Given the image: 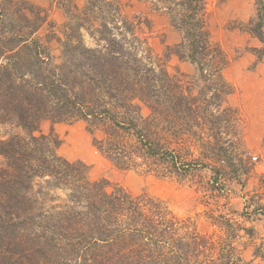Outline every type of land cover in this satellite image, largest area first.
Here are the masks:
<instances>
[{
	"label": "trees",
	"instance_id": "1",
	"mask_svg": "<svg viewBox=\"0 0 264 264\" xmlns=\"http://www.w3.org/2000/svg\"><path fill=\"white\" fill-rule=\"evenodd\" d=\"M164 1L182 38L162 57H151V46L114 0H85L82 13L72 0H59L72 23L60 45L63 61L54 66L37 36L44 10L0 0V128L17 131L0 137V264H148L134 250H159L154 240L172 230L168 213L154 211L152 199L93 182L86 165L59 156L61 141L39 132L42 121L82 120L90 134L101 131L93 146L122 170L150 162L166 171L163 177L178 179L207 170L209 190L219 196L225 181L250 172L240 147L242 119L227 104L234 92L223 74L229 59L212 41L206 0ZM243 28L264 44V0ZM82 30L94 46L84 43ZM172 55L194 66V75L181 74L188 82L167 73ZM140 100L147 117L140 116ZM52 189L64 190L66 200L44 211L37 196ZM206 239L203 247L193 245L195 264H246L231 245L217 257L216 242ZM172 247L176 264L190 259L189 246Z\"/></svg>",
	"mask_w": 264,
	"mask_h": 264
},
{
	"label": "rangeland",
	"instance_id": "2",
	"mask_svg": "<svg viewBox=\"0 0 264 264\" xmlns=\"http://www.w3.org/2000/svg\"><path fill=\"white\" fill-rule=\"evenodd\" d=\"M22 1L44 10L47 20L37 32V36L48 44L52 65L60 64L63 61L60 45L65 40L64 34H67L72 19L64 13L59 0ZM114 1L119 7L120 15L136 27L135 35L141 41L146 39L151 46L154 54L151 57L156 55L162 57L167 46L173 47L181 41V33L173 27L168 14L167 8L170 5L164 0ZM71 3L75 4L81 13L86 7L85 0H72ZM256 4L257 0H206V13L212 41L222 47L230 60L224 75L235 89L229 102L239 109L243 117L246 154L257 158V161L253 162L246 156V167L262 171L264 155L261 156L259 150L264 151V44L244 32L243 28V25L254 17ZM81 33L84 43L89 47L94 46L92 38L84 30ZM140 55H144L143 52ZM162 59L156 58L155 61H159L161 65ZM164 64L167 73L178 83L188 82L181 74L192 76L195 73L193 65L182 62L173 55ZM137 105L140 116L147 117L150 110L146 104L140 100ZM12 132L17 131L2 127L0 137ZM39 132L44 135L55 134L61 141L57 154L68 161H80L86 165L91 181L103 180L109 187L119 186L133 197L144 195L158 205L154 211L168 213L167 222H171L173 226L167 236L154 240L157 241L159 250H154L155 246L149 250H144L147 247L139 246L134 250L136 253L140 251L144 257H149L146 263L176 264L172 245L179 243L183 249L189 246L191 255L189 260L184 256L181 264H195L194 243L203 247L206 243H203L202 237L208 240L206 238L210 236L212 241L216 242L214 252L217 257L219 252L225 253L229 250V245L231 247L237 245L238 248L243 245L249 246L247 252L242 248L240 254L246 261L251 260L256 254L263 253L264 179L255 176L225 181L226 190L220 192L219 196L209 190L211 173L207 170L193 171L186 177L178 179L173 175L163 177L166 171L150 162V166L138 164V167L127 170L115 167L93 146V140L99 141L103 133L95 131L90 134L88 124L82 120L61 123L45 120L39 124ZM226 171L230 172L227 169ZM228 177L230 178L229 173ZM241 194L246 195L247 210L233 213L230 210L232 200L235 195ZM37 197L39 206L44 211H53L64 205L66 192L62 189H52L44 191L43 196ZM213 221L216 226L212 224ZM243 229H246V232L252 229L256 233L248 237L244 235ZM230 236L233 240L229 239ZM235 237L239 238L236 243ZM200 247L198 249L200 253L207 251ZM262 256L264 257V253ZM200 261L201 255L197 262ZM258 262L264 264V259Z\"/></svg>",
	"mask_w": 264,
	"mask_h": 264
},
{
	"label": "crops",
	"instance_id": "3",
	"mask_svg": "<svg viewBox=\"0 0 264 264\" xmlns=\"http://www.w3.org/2000/svg\"><path fill=\"white\" fill-rule=\"evenodd\" d=\"M229 64H230V60H229ZM229 64H228V66H227V68L229 67ZM226 68V69H227ZM224 74V73H223ZM224 78H225V75H224ZM226 79V78H225ZM227 81V80H226ZM227 82H229V81H227ZM230 83V82H229ZM231 84V83H230ZM232 85V84H231ZM232 87H233V85H232ZM234 88V87H233ZM234 92H235V89H234ZM234 92L227 98V104H228V106H230V107H232V108H234V109H236L237 111H238V114L240 115V117H241V119H242V123H241V126H240V128H239V140H240V147H241V149L242 150H244V151H246V141H245V138H244V136H243V125H244V121H243V117H242V114L240 113V111H239V109L237 108V107H235V106H232L231 105V103L229 102V99H230V97L234 94ZM259 154L261 155V156H263L264 155V151L263 150H259ZM260 177V178H262V179H264V169L262 170V171H259V170H257L256 168H254V169H252L251 168V170H250V172L246 175V176H242V177H244V178H246V177H248V179L250 178V177ZM230 180H236L235 178L234 179H230ZM235 198H234V200H232V203H231V205H230V210L233 212V213H237L238 211L239 212H241V211H246L247 209H246V203H245V200H246V195L244 196L243 194H241V196H234ZM240 203V204H239ZM257 211H261V210H257ZM243 232H244V235L246 236H248V237H251V236H249V235H255V231L254 230H252V229H250L248 232H246V229H243ZM239 238L238 237H235V242L234 243H236L237 242V240H238ZM243 245V244H242ZM233 246H235L234 248L236 249V253L238 254V256L242 259V262H244V263H246V264H258L259 262L258 261H260L262 258L264 259V257L262 256V254L264 253V251H262L263 253L261 254L260 253V255L258 254H256L255 256H253V258L251 259V260H244L243 258H242V256H240V254H241V251L244 249H246L245 251L247 252V250L249 249V246H247L246 247V245L244 246L243 245V247L241 246H239L240 248H238V246L237 245H233ZM243 248V249H242ZM262 250H264V249H262Z\"/></svg>",
	"mask_w": 264,
	"mask_h": 264
},
{
	"label": "built area",
	"instance_id": "4",
	"mask_svg": "<svg viewBox=\"0 0 264 264\" xmlns=\"http://www.w3.org/2000/svg\"><path fill=\"white\" fill-rule=\"evenodd\" d=\"M245 156H248V159H250L253 162H256L257 161V158L254 157V156H250V155H247V154H245Z\"/></svg>",
	"mask_w": 264,
	"mask_h": 264
}]
</instances>
